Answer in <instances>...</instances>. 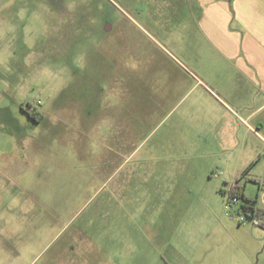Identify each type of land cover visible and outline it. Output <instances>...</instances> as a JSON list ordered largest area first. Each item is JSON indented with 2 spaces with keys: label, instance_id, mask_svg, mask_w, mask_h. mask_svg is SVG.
I'll use <instances>...</instances> for the list:
<instances>
[{
  "label": "rangeland",
  "instance_id": "rangeland-1",
  "mask_svg": "<svg viewBox=\"0 0 264 264\" xmlns=\"http://www.w3.org/2000/svg\"><path fill=\"white\" fill-rule=\"evenodd\" d=\"M199 15L0 0V264H264V228L228 204L264 95Z\"/></svg>",
  "mask_w": 264,
  "mask_h": 264
},
{
  "label": "crops",
  "instance_id": "crops-1",
  "mask_svg": "<svg viewBox=\"0 0 264 264\" xmlns=\"http://www.w3.org/2000/svg\"><path fill=\"white\" fill-rule=\"evenodd\" d=\"M196 2L200 13L199 21L207 25L210 40L215 43L223 41L225 54L233 62L234 68L252 84V88L257 90L256 97L263 96L264 0H196ZM246 110L243 119L246 136L236 141L243 146L244 156L241 157L240 169L245 171L243 176H236L231 180L230 185L231 188H242L244 197L253 200L261 189L264 191V116L262 115L264 102H261L260 106H249ZM233 151L227 148L223 151L221 164L229 162ZM216 165L217 163L211 166ZM249 183H255L257 187L255 196L246 194ZM255 231L253 228L251 233L254 235Z\"/></svg>",
  "mask_w": 264,
  "mask_h": 264
},
{
  "label": "built area",
  "instance_id": "built-area-1",
  "mask_svg": "<svg viewBox=\"0 0 264 264\" xmlns=\"http://www.w3.org/2000/svg\"><path fill=\"white\" fill-rule=\"evenodd\" d=\"M228 204L238 206V222L240 224H244L247 219H250L255 226L258 224V214L264 210V191L261 189L253 200L245 198L242 192L229 194Z\"/></svg>",
  "mask_w": 264,
  "mask_h": 264
},
{
  "label": "trees",
  "instance_id": "trees-1",
  "mask_svg": "<svg viewBox=\"0 0 264 264\" xmlns=\"http://www.w3.org/2000/svg\"><path fill=\"white\" fill-rule=\"evenodd\" d=\"M242 188L240 187H235V188H232L231 191H230V194H235L237 192H242ZM258 225L262 226L264 228V211H261L259 214H258Z\"/></svg>",
  "mask_w": 264,
  "mask_h": 264
}]
</instances>
